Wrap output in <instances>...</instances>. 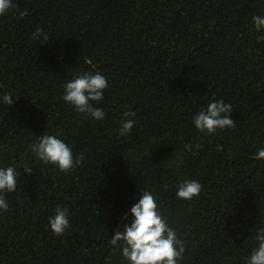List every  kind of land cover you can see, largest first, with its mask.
<instances>
[{
	"label": "trees",
	"instance_id": "16d2710c",
	"mask_svg": "<svg viewBox=\"0 0 264 264\" xmlns=\"http://www.w3.org/2000/svg\"><path fill=\"white\" fill-rule=\"evenodd\" d=\"M13 3L0 16V167L23 162L32 174L18 167L17 189L5 194L0 264H128L109 240L146 188L185 242L178 264H245L264 227V160L255 158L264 148V30L252 21L264 17V0ZM37 28L48 42L32 38ZM86 72L108 82L103 120L62 100ZM219 99L232 104L236 127L197 131L193 117ZM125 112L135 124L121 136ZM45 133L83 163L67 173L35 163L30 145ZM192 179L200 195L178 199ZM58 206L69 209L62 236L49 228Z\"/></svg>",
	"mask_w": 264,
	"mask_h": 264
},
{
	"label": "clouds",
	"instance_id": "9594fccd",
	"mask_svg": "<svg viewBox=\"0 0 264 264\" xmlns=\"http://www.w3.org/2000/svg\"><path fill=\"white\" fill-rule=\"evenodd\" d=\"M13 0H0V16L9 9L15 8ZM28 10L20 11L18 17L23 19ZM253 25L257 32L264 30V17L254 16ZM43 39L48 42L49 37L42 29L37 28L33 33V39ZM264 42V35L257 37V43ZM108 87L106 78L99 72H86L76 75L63 88L62 100L80 114H85L94 120H103L105 112L97 107L104 98V90ZM2 103L11 107L15 103L12 93L5 92ZM233 106L225 103L223 99L210 102L205 109L200 110L193 117V125L197 131L213 134L217 129H233L236 123L230 118ZM127 118L123 122L119 135L124 136L131 132L135 121L128 117H134V112H125ZM197 148L200 145L196 146ZM185 151H192V145H184ZM34 156V162L44 166H54L61 172H70L76 166L83 163L82 154H73L72 148L57 135L45 133L38 137L30 145ZM217 151H222L218 146ZM195 154V153H194ZM256 159L264 160V148L257 150ZM23 167L25 173L32 174V168L26 163L17 164L16 167H0V212L8 211L6 193H14L17 189L19 173L18 167ZM202 185L197 180H184L178 185L176 197L183 201H191L198 197ZM162 205H158L157 197L151 189H140L138 201L131 207L132 217L130 224H124L121 231L119 226L109 240L114 248H119L121 256L128 264H178L184 257L185 242L178 238L177 232L168 223L167 217L161 211ZM55 214L49 218V228L56 236H62L66 229L70 228L69 209L57 207ZM126 213L122 220H127ZM254 240L257 247L253 248L249 257L245 258V264H264V227L257 229Z\"/></svg>",
	"mask_w": 264,
	"mask_h": 264
}]
</instances>
